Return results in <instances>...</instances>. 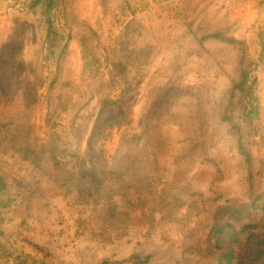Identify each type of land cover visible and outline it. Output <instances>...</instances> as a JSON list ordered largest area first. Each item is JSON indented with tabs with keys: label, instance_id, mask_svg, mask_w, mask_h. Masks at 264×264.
Instances as JSON below:
<instances>
[{
	"label": "rangeland",
	"instance_id": "374dc122",
	"mask_svg": "<svg viewBox=\"0 0 264 264\" xmlns=\"http://www.w3.org/2000/svg\"><path fill=\"white\" fill-rule=\"evenodd\" d=\"M30 1L0 0V42L14 32L24 44L12 69L14 85L6 95L0 89V113L20 116L29 84L35 94L27 123L35 131L30 146L20 144L16 126L0 124V175L13 198L2 211L0 264H102L108 258L127 259L134 252L149 254L146 264H217L216 251L208 250L198 237V224L183 232L176 222L161 221L152 229L142 221L143 208L167 198L170 183L157 182L144 192L137 188L143 198L128 210L131 219L126 226L116 229L105 222L104 202L97 197L100 190H94L101 187V180L89 176L102 165L123 168L130 176L140 172L138 163L125 161L117 151L118 132L106 127L111 124L108 119L123 109L128 120L137 124L148 93L175 76L174 67L180 61L183 78L177 82L208 90L211 104L233 88L230 76H224L212 58H185L189 37L182 36L186 29L175 7L186 0H57L50 12L53 31L49 37L46 4L32 11ZM193 4L198 6L193 19L229 23L233 34L247 43L260 100L253 131L258 141L253 149L257 165L264 159V0H194ZM218 55L228 62L235 53L224 47ZM226 70L235 73L231 63ZM48 95L55 129L46 122ZM97 124L109 137L96 146L93 128ZM199 126L196 121L192 127L194 139ZM170 131L178 141L189 136L178 125H171ZM54 132L63 138L62 151L78 149L79 156L62 152L59 163L52 160L47 151ZM67 134L78 142L65 143ZM204 134L205 143L184 142L194 148L185 159L175 162L172 155L163 156V172L180 168L196 177L195 172L203 169L192 179L195 189L189 191L197 200L207 195L211 183L247 198L246 163L214 106ZM101 146L104 158L93 166L91 153ZM29 150L39 163L23 157L22 152ZM65 169L73 173L66 183ZM262 183L264 186V177ZM198 187L204 192L197 191ZM86 216L93 222L82 223L80 217ZM101 230L106 236L100 235Z\"/></svg>",
	"mask_w": 264,
	"mask_h": 264
},
{
	"label": "trees",
	"instance_id": "16d2710c",
	"mask_svg": "<svg viewBox=\"0 0 264 264\" xmlns=\"http://www.w3.org/2000/svg\"><path fill=\"white\" fill-rule=\"evenodd\" d=\"M56 2L57 0H31L29 5V8L35 11L38 6L46 4L48 37L53 31L50 12ZM193 3L194 0H186L175 7V13L178 18L182 19L186 29L182 36L189 37V43L184 52L185 58L193 55L212 58L218 63L222 74L230 76L233 88L211 104L208 90L201 89L200 85L189 87L181 80L177 82L178 79L183 78L180 61L174 67L176 75L166 83L157 85L148 93L137 124L128 120L123 109L108 119L111 124L106 127L110 130L116 128L118 132L117 151L122 154L125 161L138 163L140 172L130 176L123 168H110L102 165L98 171L90 173L89 176L101 180L102 188L94 190H100L97 197L104 202L103 218L113 228L122 229L126 226L124 223L130 221L131 213L128 210L143 198L142 191L151 188L157 182L167 181L170 183L171 190L167 198L157 200L155 204L143 208L142 221L150 225V228H155L156 224L161 221L176 222L181 230L186 232L192 225L198 224L201 226L198 237L208 250L216 251L217 264H264V186L262 183L264 159L256 165L253 152L254 147L258 145L256 137H253L254 121L260 114V100L257 94L258 77L250 68L245 39L236 37L229 23H211L204 19L200 21L193 19L192 12L198 11V6H194ZM204 10L200 12L203 13ZM224 47H229L235 53V56L229 58L228 62L219 60L218 50ZM23 50L24 44L14 32H9L7 37L0 42V89L5 95L14 85L12 69ZM98 61L100 62V59ZM229 63L233 65V72L235 71L233 74L226 70ZM42 82L43 80L39 87L42 86ZM30 86L29 84L26 89V107L20 116L0 113V124L16 126L21 133L20 144L23 142L28 146L31 145L29 139L35 132L32 124L27 125L31 116L30 103L35 95L31 93ZM52 86L53 82L48 87V94ZM46 99L48 104L51 103L49 95ZM212 106L217 110L219 122L229 127V132L236 139L239 153L246 163L249 180L247 198L233 196L218 185L211 183L208 186L207 195L197 200L190 196L189 191L195 189L192 179H197L198 173L203 172V169L195 172L196 177L187 176L185 170L180 168L174 169L173 172L168 171L166 174L163 172V156L172 155L175 162L180 161L194 153V148L187 147L184 142L188 140L190 143L193 141L205 143V124L209 119ZM47 113L46 122L48 126L55 129L53 126L55 122L51 119L53 116L51 104H49ZM22 119H24L23 122ZM196 121L200 126L197 129L199 133L194 139L192 127ZM99 122L103 123L100 120ZM171 125H178L181 129H185L189 136L186 135L185 139L179 141L173 139L170 131ZM93 130L96 146L105 144L109 133L103 132L99 124L94 126ZM72 137L74 136L67 134L64 139L65 143L78 142V138ZM50 139V148L47 152L50 153L52 160L55 159L59 163L58 156L62 152L73 157L79 156L78 149L61 150L64 142L57 132L51 133ZM104 154L105 148L96 147L91 153L93 166L101 163L100 160L104 158ZM22 155L25 159H33L34 162L39 163L34 158L36 155L33 150L24 151ZM37 166L40 168L39 164ZM64 172V183L71 181L73 173L68 169ZM41 180L40 177L37 182ZM93 187L96 188L94 185ZM137 188L142 191H137ZM197 191L204 192V189L198 187ZM93 194L95 195L94 191ZM12 199L8 196L7 183L0 175V222L3 220V209L11 205ZM80 220L82 223L93 222L87 216L80 217ZM101 226L103 227L102 224ZM124 233L126 230H123ZM0 234H3L1 229ZM100 235L106 236L103 230ZM1 247L4 246L0 244ZM149 260V254L142 255L134 252L127 259L108 258L104 259L102 264H146Z\"/></svg>",
	"mask_w": 264,
	"mask_h": 264
}]
</instances>
